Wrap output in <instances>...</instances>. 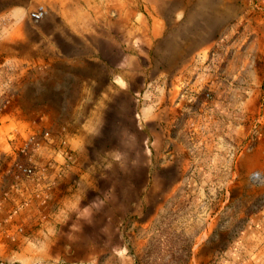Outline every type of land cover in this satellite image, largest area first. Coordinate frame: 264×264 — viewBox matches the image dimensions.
Returning a JSON list of instances; mask_svg holds the SVG:
<instances>
[{"label": "rangeland", "instance_id": "1", "mask_svg": "<svg viewBox=\"0 0 264 264\" xmlns=\"http://www.w3.org/2000/svg\"><path fill=\"white\" fill-rule=\"evenodd\" d=\"M87 1L0 0V120L44 122L29 115L49 103L18 94L32 89L37 71L28 64L51 57L63 36L96 29L137 55L163 26L209 33L207 49L176 80L190 79L195 60L209 56V117L196 127L195 118L153 115L173 107L176 91L170 84L158 94L159 107L143 103L142 76L111 109L55 103L82 143L62 151L79 164L73 205L55 234L31 202L0 206V264H264V0ZM100 48L113 53L104 39ZM20 146L15 156L30 158Z\"/></svg>", "mask_w": 264, "mask_h": 264}, {"label": "crops", "instance_id": "2", "mask_svg": "<svg viewBox=\"0 0 264 264\" xmlns=\"http://www.w3.org/2000/svg\"><path fill=\"white\" fill-rule=\"evenodd\" d=\"M47 4L53 5L54 2L48 1ZM85 17L87 21L95 22V16ZM68 20L74 21L70 18ZM208 23L209 20L206 29ZM182 28L179 32L166 30L165 26L154 30L153 35L146 39L149 49L139 51L137 55L131 53L130 48L119 52L116 36L105 38L96 29L77 30L76 38L71 35L63 36L62 45L54 46L51 57L28 64L27 69L37 71L28 82L32 89H21L18 97L37 95V100H46L49 104L46 105V110H38L29 115L44 119V122H37L33 126H19L0 120V206L5 211L19 207L22 201H29L37 214L44 210L50 230L56 233L57 223L62 222L61 217L69 214L70 206L73 205V173L78 170L76 166H79L63 157L62 151L64 145L71 144V147L80 148L82 143L71 139L72 130L68 119L70 114L55 111V103H69L67 106L63 105L68 110H86L91 103H103V107L109 104L111 109L112 103L118 101L119 92L133 96L136 76H142L147 82L149 80L148 84L162 83L164 87L160 94L171 90L170 84L177 94L178 75L188 71L190 60L209 45L207 30L193 34ZM103 39L113 46V53L108 56L100 48ZM201 56L205 57L203 54ZM118 57L120 62H115ZM140 60L147 64H140ZM132 63H138V68ZM25 82L22 83L20 79L17 84L25 86ZM213 85L217 87V84ZM75 102L79 103L76 108L71 105ZM157 109L159 113L153 115L159 117L168 112L172 114V121L183 116L195 118L196 127L202 117H209L204 108H199L198 105L190 113L174 105L169 109L166 104H161ZM172 121H165L166 127ZM21 136L27 137L26 143H23ZM20 145L32 153L30 158L23 160L15 156V150L20 149ZM19 164L32 167L34 175L23 176L17 168Z\"/></svg>", "mask_w": 264, "mask_h": 264}, {"label": "built area", "instance_id": "3", "mask_svg": "<svg viewBox=\"0 0 264 264\" xmlns=\"http://www.w3.org/2000/svg\"><path fill=\"white\" fill-rule=\"evenodd\" d=\"M192 77L190 79H182L179 84V90L174 97L173 105L183 108L190 113L195 106H202L204 112L209 115V56L206 60L197 59L191 65ZM164 86L162 83H150L145 90L139 95L138 100L143 103H152L159 107L156 103L157 95ZM20 173L24 176L31 177L35 171L32 167L19 164L17 166Z\"/></svg>", "mask_w": 264, "mask_h": 264}, {"label": "trees", "instance_id": "4", "mask_svg": "<svg viewBox=\"0 0 264 264\" xmlns=\"http://www.w3.org/2000/svg\"><path fill=\"white\" fill-rule=\"evenodd\" d=\"M150 84V83H149Z\"/></svg>", "mask_w": 264, "mask_h": 264}]
</instances>
